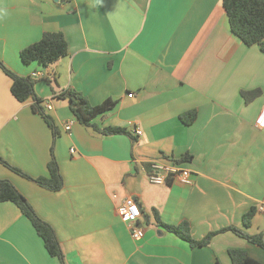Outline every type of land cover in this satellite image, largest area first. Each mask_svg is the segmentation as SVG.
Instances as JSON below:
<instances>
[{"label":"crops","instance_id":"crops-1","mask_svg":"<svg viewBox=\"0 0 264 264\" xmlns=\"http://www.w3.org/2000/svg\"><path fill=\"white\" fill-rule=\"evenodd\" d=\"M46 31L63 34L67 54L47 67L23 63L20 49ZM0 59L18 75H35V93L56 128L63 185L48 190L2 162L0 179L53 227L65 264H231V248L264 264V248L231 230L192 247L155 219L156 212L165 223L187 221L194 239L234 226L264 242V128L255 125L264 51L230 30L221 0H0ZM11 82L0 69V158L46 176L52 128L31 97L12 95ZM68 88L93 105L116 100L93 122L131 135L78 123L68 98L58 97ZM190 110L195 118L185 124L180 115ZM182 156L191 184L149 182L150 160ZM126 197L140 208L144 235L137 240L117 212ZM0 264H61L11 201L0 202Z\"/></svg>","mask_w":264,"mask_h":264},{"label":"trees","instance_id":"trees-1","mask_svg":"<svg viewBox=\"0 0 264 264\" xmlns=\"http://www.w3.org/2000/svg\"><path fill=\"white\" fill-rule=\"evenodd\" d=\"M222 6L226 12L230 30L246 45L257 44L261 51H264V0H221ZM67 42L61 32L46 31L35 42L23 47L19 51L20 60L25 63L37 62L42 67H47L53 62L59 60L67 54ZM0 69L11 78V93L18 101H24L31 97L34 102L32 109L43 117L45 122L52 128L53 140L50 148V159L47 163L48 174L46 176L32 177L22 172L20 169L12 166L2 158L0 162L8 166L18 174L33 180L38 185L48 190L56 191L63 185L62 175L59 170L57 159L53 152L54 139L57 135L53 120L47 115L42 108V99L38 98L35 93V76L18 75L8 68L0 59ZM59 98H68L69 108L75 120L90 127L94 132L102 135L129 134L125 127L118 125H107L97 127L93 120L107 111L112 110L117 101L107 98L101 103L91 104L88 100L74 89L68 88L58 94ZM195 110L184 112L180 119L185 124H190L195 118ZM182 156L176 161L185 159ZM11 201L20 211L31 221L38 235L42 238L44 246L48 253L59 259L61 264H65L64 254L62 252L59 240L53 227L41 219L33 210L24 196L17 190L14 184L8 179H0V202ZM255 207H251L242 216V224L248 227L254 215ZM155 219L158 225L167 231L174 233L179 238L187 241L190 246L207 245L211 238L217 233L231 230L237 235L248 241L264 248V242L261 234H249L243 229L234 226L219 228L208 232L201 239H194L190 233L189 223L185 220L178 224H169L163 222L155 212ZM228 255L231 264H263L251 257L246 250L231 248L228 249Z\"/></svg>","mask_w":264,"mask_h":264},{"label":"built area","instance_id":"built-area-1","mask_svg":"<svg viewBox=\"0 0 264 264\" xmlns=\"http://www.w3.org/2000/svg\"><path fill=\"white\" fill-rule=\"evenodd\" d=\"M128 96H132V93H129ZM44 108L47 110L51 109V102L46 101L44 103ZM71 123L72 121H69L65 124L66 130H70ZM255 125L258 128H264V100L261 110L255 120ZM135 132L140 134L141 130L136 129ZM70 151H73V148H71ZM145 171L149 182L154 184H166L171 181H177L182 184H191L193 179V171L181 161H176L175 159L150 160L148 168H146ZM258 209L264 211V204H259ZM117 212L120 219L128 226L130 235L133 239L137 240L143 237L144 230L137 225L141 212L137 201L133 197H126L117 207Z\"/></svg>","mask_w":264,"mask_h":264},{"label":"water","instance_id":"water-1","mask_svg":"<svg viewBox=\"0 0 264 264\" xmlns=\"http://www.w3.org/2000/svg\"><path fill=\"white\" fill-rule=\"evenodd\" d=\"M138 226L141 227L142 226V223H140Z\"/></svg>","mask_w":264,"mask_h":264}]
</instances>
